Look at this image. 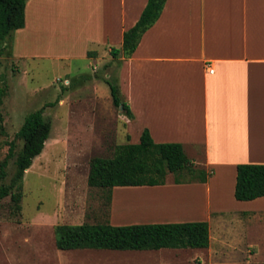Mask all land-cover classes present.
<instances>
[{"label": "crops", "instance_id": "0c3cea01", "mask_svg": "<svg viewBox=\"0 0 264 264\" xmlns=\"http://www.w3.org/2000/svg\"><path fill=\"white\" fill-rule=\"evenodd\" d=\"M147 1L26 0L24 24L16 31L58 40L63 47L73 41L87 58L101 61L112 48H121L124 32L136 24ZM114 60H119L122 99L133 116L123 114L121 120L127 130L138 127L137 143L147 129L155 143L182 144L194 166L214 170L211 182L227 175L234 185L238 165H264V0H166L132 56ZM210 181L200 184L210 234L204 250L211 256L216 246L236 252L241 244L231 240L236 227L255 218L264 224V197L245 202L248 210L219 201L212 207ZM170 188H113L108 222L115 219L116 196Z\"/></svg>", "mask_w": 264, "mask_h": 264}, {"label": "rangeland", "instance_id": "374dc122", "mask_svg": "<svg viewBox=\"0 0 264 264\" xmlns=\"http://www.w3.org/2000/svg\"><path fill=\"white\" fill-rule=\"evenodd\" d=\"M65 42L63 47L58 40L30 38L28 30H19L13 32L10 41L0 44V163L10 146L13 149L0 187L7 186L15 172V156L23 143L19 132L25 117L41 110L51 126L42 153L24 173L19 214L12 215L10 197L0 202V264H264V224L258 218L236 227L231 238L233 242L236 239L241 242L236 252L220 250L216 246L217 240L220 241L216 233L213 242L217 254L212 256L204 249H57V226L108 221L111 203L107 191L88 185L91 163L97 158H112L116 146L137 144L138 136V127L131 125L127 130L121 120V109L112 102L109 83H118L119 60L110 56L102 57L101 61L89 59L82 46H73L69 40ZM92 48L91 45L86 50ZM196 155L201 158L202 151L198 150ZM210 170L212 174L207 182L214 178V170ZM217 177L210 181L212 207L219 201V205L235 211L248 210V204L234 198L235 183H230L227 175ZM184 178V175L168 174L164 186L171 188L152 190L148 194L196 192L198 210L165 217L119 215L117 210L137 206L139 202L134 201L137 198L134 195L148 196L147 192H137L130 197L116 196L115 200L123 198V206L117 201L119 207L115 206V219L110 223L127 226L147 220L156 223L204 221L206 198L200 187L204 183H174L176 179L183 182ZM140 198L143 197L137 199L140 201Z\"/></svg>", "mask_w": 264, "mask_h": 264}, {"label": "trees", "instance_id": "16d2710c", "mask_svg": "<svg viewBox=\"0 0 264 264\" xmlns=\"http://www.w3.org/2000/svg\"><path fill=\"white\" fill-rule=\"evenodd\" d=\"M166 0H148L136 24L123 34L120 49L109 51L113 59H128L136 50L143 34L159 19ZM26 0H0V44L11 40L13 32L23 27ZM89 57V53H88ZM113 105L132 119L131 111L122 99L117 84L109 83ZM51 130L42 111L27 115L20 129L23 140L16 154L15 172L7 186L0 187V202L10 197L13 216L20 212L22 179L33 160L45 146ZM13 157L10 146L8 154L0 163V180L5 178L8 160ZM168 174L184 175L180 183H206L212 170L193 165L184 146L179 143H155L148 130L141 133L139 143L116 146L109 159L93 160L88 175V185L107 191L111 203L115 187L163 186ZM264 197V165L242 164L236 167L234 198L240 202ZM56 247L61 251L78 249H101L113 251H143L161 249H206L210 243L207 222H184L167 224H139L113 226L108 221L100 224L59 225L55 228Z\"/></svg>", "mask_w": 264, "mask_h": 264}, {"label": "bare ground", "instance_id": "6f19581e", "mask_svg": "<svg viewBox=\"0 0 264 264\" xmlns=\"http://www.w3.org/2000/svg\"><path fill=\"white\" fill-rule=\"evenodd\" d=\"M152 193H154V192H152ZM147 195L148 196H146V195L145 196H142V195L137 196V194L134 195L135 198L136 197L137 198L143 197V198H140V201H139V199H137V198L135 199L133 197L135 199L134 200L135 202L136 201L139 202V203H137V206L131 207V208L128 207V209H125L126 211L117 210L118 214L120 212L119 215H121L122 213L130 215L132 213L134 215L135 214H141V215L147 214L150 216L154 215V216H159V217H165V216H176V215L178 216L181 214L194 212V211H196V209L198 210V208H197L198 203H196V198H195L197 195L196 192H192V193L189 192L188 193V192H179V191L175 192V191H173V193H168V194H154L155 196H151L147 192ZM118 197H120V196H118ZM118 197H117V199H118ZM128 197H130V196H128ZM117 199L115 200L116 201L115 203H117V201H120L119 199L118 200ZM122 199H121V201H122ZM121 201H120V203L118 202L119 206H121V205L123 206V203ZM132 202H133V200H132ZM118 203L115 204L116 209H118V207H119V206L117 207ZM129 205H130V203H129ZM120 208H123V207H120ZM118 214H117V216H118ZM130 219H134V217L130 218ZM136 219H137V217H136Z\"/></svg>", "mask_w": 264, "mask_h": 264}, {"label": "built area", "instance_id": "2783aa9c", "mask_svg": "<svg viewBox=\"0 0 264 264\" xmlns=\"http://www.w3.org/2000/svg\"><path fill=\"white\" fill-rule=\"evenodd\" d=\"M213 71L212 70H209V73H212ZM66 84H67V82H66Z\"/></svg>", "mask_w": 264, "mask_h": 264}]
</instances>
